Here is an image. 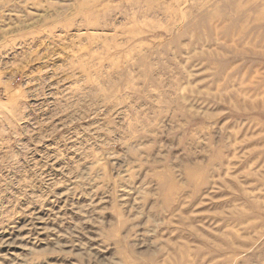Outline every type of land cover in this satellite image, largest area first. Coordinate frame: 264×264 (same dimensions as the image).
<instances>
[{"label": "rangeland", "instance_id": "obj_1", "mask_svg": "<svg viewBox=\"0 0 264 264\" xmlns=\"http://www.w3.org/2000/svg\"><path fill=\"white\" fill-rule=\"evenodd\" d=\"M0 264H264V0H0Z\"/></svg>", "mask_w": 264, "mask_h": 264}]
</instances>
